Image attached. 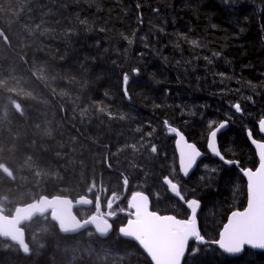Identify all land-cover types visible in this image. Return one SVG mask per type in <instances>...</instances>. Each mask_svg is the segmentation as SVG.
<instances>
[{
	"label": "trees",
	"instance_id": "16d2710c",
	"mask_svg": "<svg viewBox=\"0 0 264 264\" xmlns=\"http://www.w3.org/2000/svg\"><path fill=\"white\" fill-rule=\"evenodd\" d=\"M237 2L243 6L0 0V209L12 215L42 195H87L105 206L128 181L122 210H129L128 195L144 192L153 210L188 218L167 177L186 201L201 202L202 235L217 240L229 214L247 204L241 169L259 163L248 131L264 139V0ZM223 121L229 127L220 150L239 166L208 152L209 134ZM170 127L205 153L188 179L180 173ZM96 210L76 213L85 219ZM127 219L117 215L112 233L102 238L93 229L63 234L50 215L38 217L24 226L28 254L0 237V264H153L121 238L119 225ZM197 261L264 264V252L233 257L206 245L199 246Z\"/></svg>",
	"mask_w": 264,
	"mask_h": 264
},
{
	"label": "snow or ice",
	"instance_id": "6c2138e0",
	"mask_svg": "<svg viewBox=\"0 0 264 264\" xmlns=\"http://www.w3.org/2000/svg\"><path fill=\"white\" fill-rule=\"evenodd\" d=\"M220 6L235 9L242 7L243 4L242 2L238 3L237 0H220ZM127 42L133 43L131 39H128ZM191 43L196 45L197 41ZM133 71L138 70L134 69ZM128 80V74H124L123 82L125 85ZM124 95L128 96L126 88ZM246 99L251 100L252 97H246ZM233 107L237 112L242 110L239 103ZM224 127L225 123H221L219 128L211 131L208 147L212 154L219 157L221 161L232 165L236 162L225 160L216 145L217 132ZM259 128L260 131L264 132V119L259 121ZM135 131L141 132V129L137 128ZM168 131L177 133L180 135V141H184L183 135L178 133L176 128L170 127ZM147 135L150 136L151 133H147ZM248 135L251 137V132ZM252 143L255 144L256 142L252 141ZM258 147L260 148L258 169L255 172L250 169H241L248 180L247 206L242 211H232L227 223L223 225V230L219 233V239L212 241L225 254L238 255L246 247L264 251V144H260ZM151 151L155 153L157 148L152 145ZM200 156L201 153L195 144H185V148L181 150V163L185 175L196 164L197 157ZM205 168L208 169V166ZM210 171L215 172L216 170L210 169ZM165 180L170 185L171 192L175 193L180 200H184L178 191L177 184L167 177ZM186 205L191 212L187 219H178L175 215L161 216L157 212L149 210L148 196L139 192L130 206L134 209V212L131 213L134 218L128 219L127 226L120 227L118 232L121 238H131L132 243L150 257V261L154 264H198L199 246L206 243L205 237L199 231L197 222V212L201 203L197 199H190L186 201ZM110 231L111 225L101 229V234L106 236ZM190 239L196 247L189 248Z\"/></svg>",
	"mask_w": 264,
	"mask_h": 264
},
{
	"label": "water",
	"instance_id": "95a60500",
	"mask_svg": "<svg viewBox=\"0 0 264 264\" xmlns=\"http://www.w3.org/2000/svg\"><path fill=\"white\" fill-rule=\"evenodd\" d=\"M1 34H3V33L1 32ZM221 123H225V127L220 129L217 132L216 145H217V148L220 151L221 155H223L221 150H220L219 138L228 129L229 123H228V121H223ZM219 125L216 128H214L213 130H216L217 128H219ZM259 131H260V128H259ZM177 132L182 134L184 137V141L181 142L180 141V135L175 133V149H176L177 156H178L179 169H180V173H181L182 177L185 179H188L192 175V173L197 169L198 164L203 159V157L205 156V153L203 151H201L199 149V147L194 142L190 141L188 139V137L182 131L177 130ZM249 132H251V131L249 130L248 133ZM260 135L264 138V132L260 131ZM210 138L211 137L209 134L208 143H209ZM248 139H249L250 144L254 148L256 155H257V158L259 160L260 148L258 147V145L264 144V140L256 139L252 132H251V137H249V135H248ZM252 141H255L256 143L253 144ZM208 143H207V148H208L209 154L212 155L214 158L219 159V157L212 154L211 149L208 147ZM185 144H195L197 150L201 153V156L197 157L196 164H194L193 167L191 169H189V172L187 175L184 174L183 165L181 163V159H182L181 150L183 148H185ZM224 159L228 160L225 158V156H224ZM235 164L237 166H239V162H237ZM232 165H234V164H232ZM258 167H259V164L255 169L246 168L245 170L250 169L253 172H255L258 169ZM242 175L244 176V178L247 182V185H248L247 177L243 173H242ZM167 179L171 180L170 178H167ZM165 183L167 184L166 180H165ZM173 183H175V182H173ZM177 186H178V191L180 192V186L178 184H177ZM168 187L171 191L170 185H168ZM128 189H129V183H128V181H125L124 193L120 199L124 198L128 194ZM138 193L139 192H136V193H133L131 195L130 205L135 201ZM140 193L148 196V198H149V210L154 211L152 209V203H151V199H150L149 195L144 193V192H140ZM172 194L176 195L175 193H172ZM112 197H114V196H112ZM183 202L186 204L185 199L183 200ZM93 206H94V200L87 195L80 196L76 199H73L72 197H69V196L42 195L41 197H39L35 201L17 206L12 215H8L0 209V237L3 238L4 240H8V241L12 242L13 244L21 246L24 253L28 254L29 253V245L27 243L26 230H25L24 226L28 223H31L34 219H36L38 217L50 215L51 219L58 225L59 230L63 234H77V233H80V232L87 230V229H93L100 237L106 238L113 231V224H112L111 219H113L117 213L111 214V212H110L111 206H109L107 212H105L103 214L94 213L90 217L83 219V220L80 219L78 217V215L76 214V209H78V208H92ZM246 206H247V204H246ZM201 207H202V204H201ZM201 207L198 209V212H197V222H198L199 231L202 235V231L200 228V222L198 219V214L201 210ZM243 209H236V210L242 211ZM133 212H134V209H133V211H125L124 213L130 215L131 219H132V218H134L131 215V213H133ZM155 212H157V211H155ZM157 214H159L161 216L174 215V214H161L159 212H157ZM190 215H191V213H190ZM190 215H189V217H190ZM230 215H231V213L229 214V216ZM177 218L178 219H187V218H179V217H177ZM227 220H228V218H227ZM226 223H227V221H226ZM109 225H111V231L106 236H103L101 234V229L108 228ZM125 226H127V223L125 225H123L122 227H125ZM222 230H223V227H222L221 231ZM127 239L131 240V238H127ZM218 239H219V237H218ZM205 241H206V243L203 245H200V246L213 245V246L218 247L216 244L212 243V241H216V240L210 241V240L205 238ZM192 242L193 241L190 239L189 248H190V244ZM247 249L253 250V251L264 252L262 250L252 249L250 247H246L245 250L241 254H238V255L226 254V255L233 256V257L241 256ZM152 263L154 264V262H152Z\"/></svg>",
	"mask_w": 264,
	"mask_h": 264
},
{
	"label": "flooded vegetation",
	"instance_id": "af4514ba",
	"mask_svg": "<svg viewBox=\"0 0 264 264\" xmlns=\"http://www.w3.org/2000/svg\"><path fill=\"white\" fill-rule=\"evenodd\" d=\"M180 170V169H179ZM112 196H114V197H112ZM121 197H116L115 195H111L110 196V198L107 200V202H106V205L105 206H103V204L101 203V201H100V199H97L96 200V202H95V206H96V213H98V214H103V213H105V212H107V210H108V207L109 206H111V210H110V212H111V214H114V213H117L116 214V216L118 215V214H125L126 216H128V219H130V215H128V214H126V213H124L125 211H127V210H122V208H121V201L125 198H122V199H120ZM126 201H128V204H129V210L130 211H133V209L130 207L131 205H130V195H128V198H126ZM115 204V205H114ZM116 217H114L113 218V220L115 219ZM127 219V220H128ZM113 220H112V222H113ZM126 223V222H125ZM124 223V224H125ZM124 224H120L119 225V228L120 227H122Z\"/></svg>",
	"mask_w": 264,
	"mask_h": 264
},
{
	"label": "bare ground",
	"instance_id": "6f19581e",
	"mask_svg": "<svg viewBox=\"0 0 264 264\" xmlns=\"http://www.w3.org/2000/svg\"><path fill=\"white\" fill-rule=\"evenodd\" d=\"M251 131V130H250ZM252 132V131H251ZM260 132V131H259ZM256 139H258V138H256ZM259 140H264V139H259Z\"/></svg>",
	"mask_w": 264,
	"mask_h": 264
}]
</instances>
